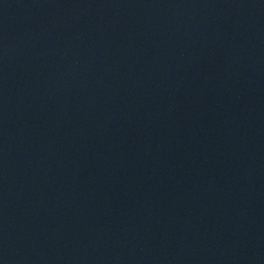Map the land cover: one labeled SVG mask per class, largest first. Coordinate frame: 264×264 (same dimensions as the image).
I'll return each instance as SVG.
<instances>
[{
	"label": "water",
	"instance_id": "1",
	"mask_svg": "<svg viewBox=\"0 0 264 264\" xmlns=\"http://www.w3.org/2000/svg\"><path fill=\"white\" fill-rule=\"evenodd\" d=\"M0 264H264V0H0Z\"/></svg>",
	"mask_w": 264,
	"mask_h": 264
}]
</instances>
